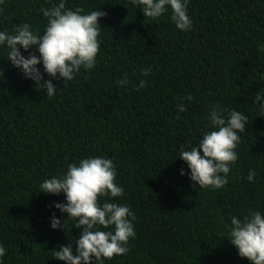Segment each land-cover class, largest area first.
<instances>
[{"label": "trees", "instance_id": "obj_1", "mask_svg": "<svg viewBox=\"0 0 264 264\" xmlns=\"http://www.w3.org/2000/svg\"><path fill=\"white\" fill-rule=\"evenodd\" d=\"M64 2L107 15L99 20L95 67L71 81L54 79V96L38 91L0 45V264H65L53 251L70 241L75 250L80 229L54 206L66 203L64 193L39 185L97 156L112 160L124 189L120 197H99L100 204L127 205L136 214L128 253L104 264H251L227 237L233 216L264 215V99H254L264 94V0H189V31L176 28L170 6L152 21L130 0ZM59 3L3 0L0 31L28 23L42 35L48 21L41 9ZM30 51L39 55L35 46ZM142 67H151L148 76ZM125 75L129 85L118 86ZM140 80L146 86L136 91ZM189 94L191 101L183 99ZM216 105L242 112L249 123L228 183L193 186L179 148L215 130L209 115ZM53 214L65 220L64 230L51 227Z\"/></svg>", "mask_w": 264, "mask_h": 264}, {"label": "clouds", "instance_id": "obj_2", "mask_svg": "<svg viewBox=\"0 0 264 264\" xmlns=\"http://www.w3.org/2000/svg\"><path fill=\"white\" fill-rule=\"evenodd\" d=\"M3 0H0L2 3ZM132 5L141 7L145 18L155 21L168 11L176 28L182 31L192 29V20L188 15L189 0H130ZM47 18L43 34L31 30L28 23L15 26L11 33L0 31V45L8 48L7 59L20 69L25 78L34 81L38 91L46 92L52 97L57 92L54 79L71 81L83 68L93 69L97 63L100 50L98 39L102 30L100 18L107 15L104 11L92 10L87 14L84 9L66 8L64 0L52 7L41 9ZM35 46L39 55L30 51ZM264 51V45L258 46ZM21 49L28 52L25 56ZM42 64L43 73L37 67ZM152 71L151 67L141 68L144 76ZM44 73L51 79H45ZM130 81L125 75L118 81V86H128ZM146 86L140 80L135 90ZM183 99L191 101L189 94ZM255 101H262L264 94L257 92ZM264 108V102L261 103ZM178 111H187L183 103H178ZM225 112L228 113L227 118ZM209 123L215 129L203 134L197 144L186 149L180 145V159L190 169V179L202 188H223L228 183L231 166L238 160L237 145L241 142V133L246 131L248 117L237 110L222 109L219 105L212 108ZM184 175V170H180ZM256 172L249 170L247 179L253 182ZM116 169L111 159L88 157L78 164H69L67 172L60 178L44 180L40 191L44 193L65 195L66 203H55V208L67 213V218L75 220V228L80 229L75 250L71 241L53 251V258L65 264H104L114 256L128 253L130 238L135 237L134 224L136 214L127 205L113 202L100 204L98 198L104 196L120 197L124 189L115 183ZM64 221L55 214L51 218L53 229H63ZM112 227L110 231H103ZM238 249V255L247 258L251 264H264V215L251 211L248 215L231 218L230 232L227 237ZM6 249L0 245V258Z\"/></svg>", "mask_w": 264, "mask_h": 264}]
</instances>
